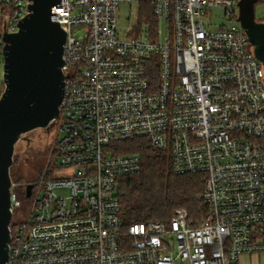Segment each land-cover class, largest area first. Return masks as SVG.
Returning <instances> with one entry per match:
<instances>
[{
  "label": "built area",
  "instance_id": "built-area-1",
  "mask_svg": "<svg viewBox=\"0 0 264 264\" xmlns=\"http://www.w3.org/2000/svg\"><path fill=\"white\" fill-rule=\"evenodd\" d=\"M241 0H60L67 34L57 168L32 218L11 229L7 264H238L264 255V64L238 20ZM158 22L120 27L122 4ZM31 0H0V101L5 34ZM220 9L225 24H214ZM145 139L177 175H206L201 222L124 226L120 180L142 170L114 145ZM14 187V186H13ZM12 187V213L22 203ZM35 186L32 196L34 194Z\"/></svg>",
  "mask_w": 264,
  "mask_h": 264
},
{
  "label": "water",
  "instance_id": "water-1",
  "mask_svg": "<svg viewBox=\"0 0 264 264\" xmlns=\"http://www.w3.org/2000/svg\"><path fill=\"white\" fill-rule=\"evenodd\" d=\"M19 31L5 34L6 91L0 101V264H7L11 243L12 179L15 146L21 137L55 124L64 98L62 68L67 34L52 9L60 0H31ZM259 0H241L239 21L264 64V22L256 19ZM34 185L27 186L32 197Z\"/></svg>",
  "mask_w": 264,
  "mask_h": 264
},
{
  "label": "trees",
  "instance_id": "trees-1",
  "mask_svg": "<svg viewBox=\"0 0 264 264\" xmlns=\"http://www.w3.org/2000/svg\"><path fill=\"white\" fill-rule=\"evenodd\" d=\"M146 20L153 30L157 29L158 22L150 7ZM113 149L117 154L139 155L142 160L141 172L121 179L119 184L126 228L139 222L169 223L178 209H186L191 220L196 223L205 219L208 207L201 196L205 189L206 175L175 174L170 154L154 150L145 139L115 144ZM49 175L46 174V178Z\"/></svg>",
  "mask_w": 264,
  "mask_h": 264
},
{
  "label": "rangeland",
  "instance_id": "rangeland-1",
  "mask_svg": "<svg viewBox=\"0 0 264 264\" xmlns=\"http://www.w3.org/2000/svg\"><path fill=\"white\" fill-rule=\"evenodd\" d=\"M149 3L141 2L136 4H122L119 7L120 27L124 29L131 23H137L138 29L134 32L137 34L139 28H142L149 12ZM223 11L220 9L214 10L212 22L214 24H225L224 19H220ZM256 19L264 22V0L256 4ZM61 131L54 124L49 128L37 129L27 133L21 137L15 146L13 165L10 170V176L13 183V192L17 199L22 203V207L13 215L12 228L18 222H25L32 218L36 211L35 201L38 193L43 189L41 181L46 178V174L50 173L49 177L60 178L64 177L63 169L57 168L58 154L57 144L61 139ZM35 185L33 196L28 199L26 197L27 186ZM261 264H264V255L261 258Z\"/></svg>",
  "mask_w": 264,
  "mask_h": 264
},
{
  "label": "crops",
  "instance_id": "crops-1",
  "mask_svg": "<svg viewBox=\"0 0 264 264\" xmlns=\"http://www.w3.org/2000/svg\"><path fill=\"white\" fill-rule=\"evenodd\" d=\"M262 257H248L243 256L241 257L238 264H261Z\"/></svg>",
  "mask_w": 264,
  "mask_h": 264
}]
</instances>
